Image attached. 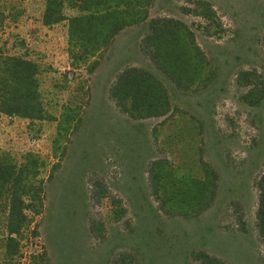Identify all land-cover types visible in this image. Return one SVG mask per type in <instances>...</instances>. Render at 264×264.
I'll return each mask as SVG.
<instances>
[{
    "label": "rangeland",
    "instance_id": "rangeland-1",
    "mask_svg": "<svg viewBox=\"0 0 264 264\" xmlns=\"http://www.w3.org/2000/svg\"><path fill=\"white\" fill-rule=\"evenodd\" d=\"M47 2L0 0V53L37 66L45 110L41 121L0 113V160L26 168L35 156L31 169L46 196L43 213L28 212L14 256L0 205V264H197L200 252L225 264H264V100L254 104L262 88L252 85L264 83V0H152L139 23L92 56L71 44L79 10L66 4L65 20L46 25ZM163 19L181 25L192 59V69L179 66L193 75L183 87L144 49L152 21ZM130 70L162 82L167 115L138 113L117 95ZM155 163L166 191L153 188ZM210 175L217 191L204 212L173 196L174 186Z\"/></svg>",
    "mask_w": 264,
    "mask_h": 264
},
{
    "label": "trees",
    "instance_id": "trees-1",
    "mask_svg": "<svg viewBox=\"0 0 264 264\" xmlns=\"http://www.w3.org/2000/svg\"><path fill=\"white\" fill-rule=\"evenodd\" d=\"M151 1L48 0L44 22L46 25H54L64 21L63 8L66 4L79 10L80 15L70 20L71 44L75 51L80 48L84 55L92 56L101 49H108L111 40L124 28L139 23L142 20L141 15L147 14ZM6 20L4 9L0 5V28L4 26ZM152 25L155 27L152 29L151 37L149 36L145 42L144 49L157 64L158 69L173 84L183 87L185 79L193 75L187 70L179 69V66L182 67L181 64H186L184 67L192 69V59L187 53V48L183 44L184 39L180 34L181 25L168 19L153 20ZM157 34L160 35L158 38H156ZM174 64L178 68L174 67ZM38 76L39 69L34 63L20 57L0 53V113L30 121L44 120L45 110ZM258 77L254 76L255 79ZM252 85L255 88L259 86L262 88L261 92L253 98L254 104L258 105L264 100V83L256 81L252 82ZM115 91L117 95L129 98L133 109L138 113L146 111L143 107L150 109L152 112L150 115L156 117L167 115L170 112L171 104L165 87L155 76L146 72L128 71L120 77ZM255 94L256 90H253L251 96ZM34 158L36 157L32 155L27 157V159H32V163H29L26 168L5 164L2 159L0 160V205L6 206L4 207L7 213L4 241H6L7 252L10 256L15 255L19 239L31 224L28 212L39 215L43 213L45 205L44 182L36 181L39 170L34 172L31 169L32 165L39 163L37 158L36 160ZM150 169L153 188L161 183L160 190L166 191V184H163V176L160 175V163L153 164ZM193 188L197 190L195 195L191 194ZM257 188L259 191L257 228L264 246V175L257 184ZM171 189H173V196L179 194L184 199L182 202L184 205L193 206L192 209L198 207L196 214H200L214 200L217 191L216 177L211 180L210 175L203 181L191 182L181 188L174 186ZM162 205V208L165 207V204ZM194 258L197 264H225L204 252L195 254Z\"/></svg>",
    "mask_w": 264,
    "mask_h": 264
}]
</instances>
